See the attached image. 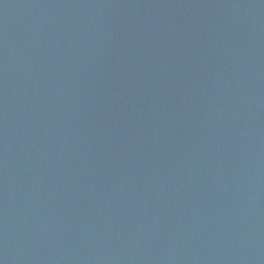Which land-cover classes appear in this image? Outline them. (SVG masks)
Here are the masks:
<instances>
[{
    "label": "water",
    "instance_id": "95a60500",
    "mask_svg": "<svg viewBox=\"0 0 264 264\" xmlns=\"http://www.w3.org/2000/svg\"><path fill=\"white\" fill-rule=\"evenodd\" d=\"M0 264H264V0H0Z\"/></svg>",
    "mask_w": 264,
    "mask_h": 264
}]
</instances>
